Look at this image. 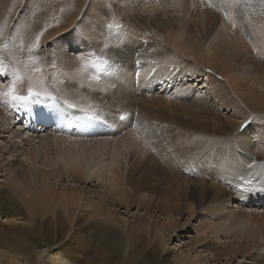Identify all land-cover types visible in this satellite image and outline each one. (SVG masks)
<instances>
[{
    "label": "bare ground",
    "instance_id": "obj_1",
    "mask_svg": "<svg viewBox=\"0 0 264 264\" xmlns=\"http://www.w3.org/2000/svg\"><path fill=\"white\" fill-rule=\"evenodd\" d=\"M191 1L192 0H143V2L141 3L127 7L122 6V4L105 5L104 3H102L101 5L99 3H95V1L93 0H91L90 2L86 1L85 3L88 2V6L91 8V10L97 11L99 15L102 14L104 15L107 12L110 13L111 11L112 14H115V16L118 19L119 18L121 19L120 22L124 23L125 28L123 29L121 28L120 31L123 30V32L125 31L128 33L130 32L138 40V42L134 43L133 45H126V46L124 45L125 46L124 48H123V44H120L119 41L118 43L120 45L118 47H114L113 45H110V48L106 50V54L110 58L111 62L117 61V63H121L123 66L127 68H131V67L135 68V66L137 67L139 64L141 66L144 61L146 62L149 59L157 58L158 56L163 54L165 52L164 50L167 48L168 45L172 46L180 50L179 54L182 53L183 56L189 55L195 57L194 61L204 67V69L206 70L205 73L208 78L207 83H209L213 87L214 94L218 98V101L222 103V105H227L228 104L227 97L229 95H233L234 97L237 98V100L238 99L240 100V101L238 100L239 102H242L245 105L248 113L251 114L261 113L264 115V28L261 27L262 25H264V15L260 14V12L262 11L260 7H263L260 4V0H247V3L242 6L230 5V10L235 12L234 16L235 15L237 16V18H235L238 24L236 28H234V26L231 24L232 22L227 24L225 23L222 11L218 12L215 10V5L218 3V0H210V2L213 4V7H209L208 6L209 2H207L206 0H202L203 1L202 2L203 5L201 8L202 12L201 13L194 12L195 14L193 16L192 14H190L191 16H189L188 9L191 7V3L194 2ZM85 3L83 5V8L85 6ZM256 4H259L260 7H257ZM4 5L0 7V13L7 9L5 8ZM237 7L242 8L244 19L248 21L247 24L241 22L240 17L237 15ZM253 12H255L256 14H254ZM80 13L81 11H79L78 14ZM187 14L188 16L186 17ZM77 16H76V20H77ZM5 21L6 20L2 19L0 16V27H3L4 31L7 30V28L5 27ZM131 24L134 26H132ZM31 29L33 30L34 27H32ZM197 30L201 31V35L198 36L196 34L195 31ZM151 31H155V35H152ZM34 33L32 34L33 40L36 35ZM50 34L49 33L44 34L45 38L42 39V44L47 40L46 38ZM60 40L61 43H63L62 39ZM55 44L57 45V43ZM85 44H86L85 45V52H86V50L89 51L91 49L92 43L87 42ZM94 45L96 46L97 53L100 52V49L103 47L102 44L96 43ZM52 53H55L54 57H52L51 55ZM41 55L44 57L46 61L50 59H54V61L55 60L58 61L59 65L63 69H72L75 65H77V59L75 58L77 55L69 54L65 46H61V48L57 50L56 48L55 50L46 49ZM183 58L185 60H188L187 58L189 57L187 56V58L186 57ZM165 60L159 63L156 62V65L149 67L145 75L149 76L152 69L154 67H158L156 69L157 72H155L157 75L156 78L154 77V79H160L163 76V73L160 71L165 69L167 65L166 64L167 62ZM181 60L183 59L181 58ZM137 61H139V63H137ZM113 64L115 63L113 62ZM83 73L84 74L78 73L74 75V78L76 76L77 81L83 82L85 84V87L82 89L79 88V84L74 79L67 80L66 82H64L65 84L56 85L61 89L60 92H63L61 93V95L66 94L67 98L74 101H79L80 103L92 102L94 104L99 105V107H112V109H116L117 107L118 108L127 107L133 109V106H136L135 103L138 104L142 101V99L139 98L143 96L142 93H138L135 90L134 91L132 90L134 93H129L130 91L128 92L126 89H123L122 87L118 86V85H122L121 83H118L117 81L111 78L106 79L103 82H105L107 85L110 84H112V86L116 85L115 90H109L106 93H102L98 88L92 87L93 89L96 90L90 91L89 88L87 87L89 82L87 80L86 81L88 83L85 82V77L88 76L89 73L88 72H83ZM185 77L186 76H182L181 79ZM112 81L114 82L112 83ZM107 82H109L110 84H108ZM144 82L145 85H149V82L147 83L146 80L142 81V83ZM153 86L155 87V85ZM24 88H25V84L18 83L19 90H23ZM54 88L55 87H53V90ZM163 88H164V90H162L163 95L160 96L161 98H159L160 101L168 100L166 95L169 93V89H167L166 86ZM80 93L84 95L85 99L83 100L80 99ZM189 95H191V93ZM163 96L166 97L163 98ZM187 99L189 98L187 97ZM1 101L0 104L2 103ZM145 105L146 103L142 105L144 109H145ZM23 112H24L23 110L15 111V112L11 110V112L9 113V119L6 116L4 120L6 119L8 125L10 123L11 124L14 123V126L17 123L18 124L25 123L26 125L27 123L26 127L32 128L31 127L32 124L28 122V120L27 121L25 119L23 121L12 120V118H16L14 115L15 113L16 115H18ZM3 114L2 117L4 116ZM132 116H134L136 120L141 121V123H144L142 118L145 115L137 113L136 116L134 113L132 114ZM248 116L249 115H247V117ZM50 117L48 116L42 118L43 121H46L48 124ZM244 118L245 117H243V119H240L239 122L234 123L235 124L234 129L236 133L235 135L236 137L235 136L234 137L238 140L239 139L241 140L244 137L246 138L247 133L250 131L249 130L250 125H249L246 129H244L243 132L237 133V127L241 124ZM113 121L114 123H116L118 120L113 118ZM60 124L64 128L63 132L66 138L59 136L60 139L63 138L62 144H60L59 142L61 141L57 139L59 145L56 146V151L54 150V152L56 154L55 156L57 160L61 159V164L58 165L56 170L55 167L54 168L52 167L53 164L52 157L54 155H52L51 157L50 153L48 154V152L50 151L45 149L47 148L46 145L44 146V149L47 152L46 159H43V162L45 163V165L50 166V168L48 170L39 169L38 176L35 178L34 173L32 171L33 167L32 164L30 163V160H32V158L34 159L35 157L34 156L35 154L32 150L33 147H31L32 145L29 147L27 145L25 146L24 144L22 149V156H25V159L24 160L19 159L18 157L12 159L13 161L11 160L10 163L12 165L11 177H10L11 180L5 178L3 182H0V264H114V263L124 264L123 260L125 259V257L127 258L126 260L128 261L125 264H131L134 254L136 252L137 253L139 252L141 254L145 252V245H146L145 241L148 239L149 236H151V229H148V231L145 232V230H147L145 229V207L147 208L148 205L152 206L153 205L152 202H154V198L152 197V195H149L147 196L148 200H145V196H146L145 190L147 189H151L153 191L160 190L159 193H162L161 195L162 197L161 196L158 197L157 196L158 193L156 192V197L158 199L155 200V202H157L158 205H160L159 208L163 206V208H166L167 210V207L169 206L171 201H175V203L177 204V201L179 200L181 202L186 200L184 199L185 197L183 199L180 198L181 197L180 193H182V189L181 192H177L178 191L177 190L176 192L172 193V197H168L169 192L171 193V190L175 191L179 187L177 181L178 176L175 177L171 173L160 175L159 173H156L154 171H145L146 169H153V167L146 168L147 166H145V160H143V156L137 155L136 153L130 154V158L134 159V162L129 167L127 171V175L125 176L119 166V161L121 160L120 158L126 153V151L128 152V148L130 146V143L126 140L127 136H125V138H120L121 136L126 134V133L124 134L125 131H123V134L120 135L119 134L120 132L117 129L108 128L107 126V128L102 129L105 130V132L99 134L100 135L99 136L98 134L89 133V129H91V127L82 129L65 123H60ZM6 128L9 129L7 125L3 129ZM96 128L94 129L96 130ZM3 129H0V136H3L2 135V132L4 131ZM18 133L17 135L20 136L22 141L28 138V137L22 138L23 137L22 132H20V134ZM117 133L119 134V136L114 137L113 134H117ZM111 135H113V137H110ZM81 136L82 137L94 136V137L83 139L81 138ZM68 137H71V139L74 138L75 142L70 141ZM249 137H251V135ZM249 137L247 138L249 139ZM28 140L26 139V141L30 144V141ZM20 141L21 140H19V144ZM181 141L180 143H177L180 144L181 146V147L179 146L180 149L176 147V149L177 148L179 149V151L176 150L177 151L176 156H178V159L176 158V156L175 158L179 162L183 161L182 163L189 164L188 166L184 164L182 165V167L184 166H187L186 168L191 167L189 168V170H185V171L187 172L189 171L190 174L194 175L199 165L198 164L193 165L190 164L191 162L190 163L188 162L189 160L192 161V159L195 158V153L197 152L198 149L195 152V148L193 147L194 144L191 145L192 141L190 142V140L186 139ZM242 141L245 140L243 139ZM246 141L248 140L246 139ZM249 141L251 142V139ZM19 144L17 142H14L12 146L16 147V145ZM167 145L169 144L167 143L166 146ZM157 147H159V145ZM171 149H169L170 152H168L170 155L172 152ZM166 152H167V147L165 153ZM105 154L111 157L112 160V167L111 170L109 171L111 172L110 173L111 175H109L110 177H108V179H104V181L109 182L108 185L106 186L108 192L106 191L105 193L104 192L105 190H103V192L101 191L102 193H96L95 191H91L89 189L88 192L85 191L83 193L84 189H82L81 187L62 186L63 183L61 180H65V179H67L68 181H73L77 179L83 182H87L88 180L87 178H89L88 174L86 173L87 168H89L92 171H96V170L98 171L99 170L98 168L100 167L95 165L94 163L97 164V161H101L99 159L103 157V155ZM197 154H199V152H197ZM199 157L197 159H200ZM3 160L4 159H0V166ZM170 161L171 160H169V162ZM201 161L200 162L197 161V163L200 164ZM149 165L151 166V164ZM167 165L169 166L168 162ZM174 165L175 164L171 165V167H173ZM198 170L200 171V169ZM202 173L203 172H201L200 174ZM261 173L263 174V170ZM204 174L209 175L206 174V171L204 172ZM204 174L202 175L205 177ZM213 176L215 177V175ZM49 179H58L62 184L58 180H56L57 185L55 187V185H52L50 183L51 181L49 182ZM90 179L91 182H95L94 180H92L94 178H90ZM254 180L255 179L253 178L251 185H248L249 187H255L257 190H259L260 188H264V177L260 176V178L258 177V179H256L255 181ZM34 181H36V184L34 183ZM188 181L189 180H187V182ZM226 181L228 182L229 179H227ZM219 183L220 182H218V184ZM223 184L225 185L226 183ZM206 185L208 186V184ZM206 185L202 187L203 184L201 185L196 179L188 182L185 185L186 191H184L186 193L187 201L190 197H194L198 200L195 201L197 202L196 204L206 201L207 199L204 200L206 194H208L207 189H205ZM231 185L233 186L232 183ZM238 185L240 186L239 183ZM242 185L244 187V184ZM210 186L208 189H210ZM235 186H237V183ZM229 187L230 188L228 190L227 188L226 189L223 188V190L221 189L220 191L219 189H217L219 187H217L216 189L218 191L215 192H217L218 198L217 196L216 198L212 196V200L214 197L213 202L211 201V199L210 200L208 199L209 201H211V203H208L209 202L208 201L207 202L208 204H205L204 208H201V210H199L200 213L203 214V217H207L206 220L207 226L205 225L206 228L205 227L203 228L201 236H198V238L190 241L192 247L191 249H193V251L195 252L198 246L202 247V251L208 253V256L209 255L212 256L211 258L214 261H222L225 260V258L231 261V260H235L238 256H243L245 258L248 256V258H253L252 260L253 264H264V254L261 252L262 250L261 243L262 241H264L263 240L264 213L260 214L261 209L259 210L260 212L256 210L259 214L254 213L256 212L255 209L253 210L254 212L247 210L249 213H247L245 210L243 211V208H241L242 211H236V209L234 210L232 204V202L235 199H240V201H242L240 204L241 206L242 203L248 205L250 203H253L250 202L249 200L251 198H254L257 204L259 205L260 203H264V192H260V191L249 192L241 197L236 195L237 197H239L237 198L233 193L235 192L234 187L233 189H231L232 188L231 186ZM240 187L242 189V186ZM237 188L239 187L237 186ZM211 189L213 188L211 187ZM235 190L238 192L239 195V189L238 190L235 189ZM212 191H214V189ZM215 192L214 194H216ZM231 193L234 195H232ZM190 201L192 200L190 199ZM192 203L193 202H188V204L186 205L187 209H189L190 211L189 216H191V214L195 215L198 213L197 208L196 209L192 208ZM115 204L127 210H129L131 206H136L138 208V213H140L139 212L140 209L144 210V216H142L139 219L137 218L138 214L136 215V218L134 217L133 214L132 219L130 220L129 217L128 220L123 219L124 217L120 218V216L118 217L116 215L114 209L112 210L111 208H109V206L112 205L116 206ZM158 205H156V207ZM203 209L205 212H201ZM237 210H240V208ZM173 211H175V208ZM235 212L236 213L238 212L237 215H239L240 213L241 220L245 221L244 223L246 225L244 227L245 231L242 232V230H240L241 224H240V229L239 226L238 229L243 234L241 232L238 233L239 231L237 230V227H236V231H234L235 227L233 226L234 227L233 229L231 224L228 223L227 224L230 225V228L232 227L234 232L238 231L237 232L238 234L236 235L233 233L234 238L239 237L238 239L241 238L242 241H238L237 239H235L232 242H227L222 244L218 240H220L224 236H226L227 238L232 237L233 236L232 233L228 232V230L229 231L232 230L228 229V227L226 228L225 225L224 226L227 229L226 231L225 230L223 231L224 229L223 225H220L219 227L215 226L213 222L214 218L216 219V217H220L221 219L222 217H224L226 218V220L232 219L235 216L234 215ZM210 219L213 223L208 222V220L210 221ZM238 220L237 219L235 220L236 223ZM75 221L78 224H80V225L77 224L78 227H74L75 224L73 222ZM85 223H92L93 225H91V227L96 226L99 228H103V226H105L106 227V228L104 227L105 232L117 236L118 237L117 240L121 239L117 241L118 244H120V247H115L117 249L119 248L118 250H120V255L118 254L117 257L115 258V256H113V254L110 252L109 253L112 256L108 255L107 253L105 255V251L102 255L99 254L96 247L91 246V244H87L86 238L84 239L82 234L83 230L88 229L87 225L86 226L82 225L83 229L81 227V224H85ZM223 223H226L225 220L223 221ZM238 224L239 223H237V225ZM70 225H72L71 228ZM234 225H236L235 222ZM145 233L147 234L148 237L147 236L145 237L146 235ZM171 233L173 232L170 231L167 237L171 236L170 235ZM155 240L152 245H151V240L150 239L147 240L148 244L151 245V247H153L152 248L153 252L151 255L152 260H158V261L164 260L163 264H174L172 261L169 260L168 257L166 259L164 258L165 250L163 247L164 246L163 239L161 240V238H159V240L156 241ZM117 242L115 243V245L117 244ZM39 245L45 246L49 254L44 255L43 251L38 252L36 249ZM254 248H257V251L252 255ZM130 249L132 252L131 251L129 252ZM88 252H90L91 256L87 255ZM42 255H44V257ZM202 259L204 260V257H201L200 255L196 254V256L191 260L189 264H201L200 262Z\"/></svg>",
    "mask_w": 264,
    "mask_h": 264
},
{
    "label": "rangeland",
    "instance_id": "obj_2",
    "mask_svg": "<svg viewBox=\"0 0 264 264\" xmlns=\"http://www.w3.org/2000/svg\"><path fill=\"white\" fill-rule=\"evenodd\" d=\"M86 1L90 2L91 0H31V2H29V0H0V7L5 4L4 6L5 8H7L6 10L0 13L1 18L6 20L5 27L7 28V30L3 32V36L0 37V44H3L4 42L7 41L9 42V48L13 49V51H16V49L18 48L21 42H23L25 45L29 44L33 40L32 34L34 32H35L34 34H37V32L42 30L46 24L53 25L52 27L48 29L47 32H45V33H49V34L52 33V34H50L46 38L47 40L42 44L43 45L42 50L38 53V55H40L41 57H43L41 54L44 52V50L46 49L55 50V48L57 50V49H60L61 46H65L69 54L77 55L78 52H85V45H86L85 43L87 42L92 43L90 50H94L95 48V51H96V46L94 44L101 43L103 46L106 40L109 42L110 45H113L114 47H118L120 44H123V48L126 45H133L134 43L138 42L137 38H135L132 35V33L129 32L130 33L129 34L126 31L123 32V30L120 31L121 29L119 30L118 34L115 31H113V34L110 36L109 30L107 29V24L112 22L113 17H115L117 19V22L121 26H123L121 27L122 29L125 28L124 23L120 22L121 19L120 18L118 19L115 16V14H112L111 11L110 13L107 12L104 15L102 14L103 16L99 15L97 11L91 10V8L88 6V2L85 3ZM93 1L101 5L102 3H104L105 5H110V4L121 5L122 4V6H125V7L131 6V5L134 6L138 3L143 2V0H93ZM206 1L210 2V0H206ZM191 2L193 3H191V7L188 9L189 16H191L190 14H192L193 16L197 12L201 13L203 1L202 0H192ZM84 3H85V6L83 8ZM193 4L196 7L198 4V7L200 8L198 7L196 8ZM256 6L260 7L259 4H256ZM263 7H260V8L264 10ZM61 9H63V11H61ZM192 9L195 11H193ZM79 11H81L80 14H78ZM225 11L229 13V16L231 17L232 21L235 22L234 28H236L238 24H237V20H235L237 16L236 15L234 16L235 12L230 10V5L223 6L222 13H223V17H224L226 24L231 23V22L229 19L227 20V18H225L224 16ZM253 13L256 14L255 12ZM76 16H77V20H76ZM187 16L188 14L186 15V17ZM53 17H56V19H53ZM231 24L233 25V23ZM32 27H34L33 29L34 31L31 29ZM195 32L198 36L201 35L200 30H197ZM151 33L152 35H155V31H151ZM12 37H15V39H12ZM44 38L45 36L42 39ZM60 39H62V42L64 43V45L63 43H61ZM118 41L120 42V44L118 43ZM55 43H57V45ZM87 51L88 50H86V52ZM164 51L165 52L161 54L160 56H158L157 58L149 59L146 62L144 61L141 66L139 64L137 67L135 66V68H132V67L127 68L123 66L121 63H117V61L116 62L112 61L113 73L110 78L114 79L118 83H121L122 85H118V86L122 87L123 89H126L128 92L130 91L129 93H134L133 92L134 90L137 91L138 93H142L143 96L139 97L140 99H142V101L138 104L135 103L136 106H133V109L127 108V107H122V108L117 107L116 109H112V107H100L102 114L104 116L103 121L98 122L95 125H93L94 127L92 126L91 129H89V133L98 134V135L102 134L105 132V130H102V129L107 128V126L108 128L117 129L120 132L119 133L120 135H122L123 131H125L124 134L125 133L126 134L121 136L120 138H125V136H127L126 140L130 143V146H131V147L129 146L128 152L126 151V153L120 158L121 160L119 161L120 169L122 170L125 176L127 175V171L129 167L134 162V159L130 158L131 153L142 155L143 160H145V166H147L146 168L153 167V169L145 168L146 169L145 171H154L156 173H159L160 175L171 173L175 177L178 176L177 181H178V186L180 188L178 187L175 191L171 190V193L169 192L168 197H172V193L176 192L177 190H178L177 192H181V189H182V193H180L181 195L180 198L183 199L185 197L184 199L186 200L182 202L180 200L177 201V204L179 203L178 205L175 203V201H171V203L167 207V210L166 208H163V206L159 208L160 205H158V203L155 202V200L158 199L156 197V192L158 193L157 194L158 197L162 195V193H159L160 190H156V191H153L151 189L145 190V194H146L145 200H148L147 196L149 195H152V197L154 198V202H152L153 205L152 206L148 205L147 208L145 207V229H147L145 230V232L148 231V229H151V236L148 237L147 234L145 233L146 234L145 237L147 236L148 239L151 240V245L153 244L155 239L156 240H159V238H161V240L163 239L165 259L168 257L169 260L172 261L174 264L175 263L176 264H179V263L189 264L191 260L196 256V254H198L201 257H204V260L202 259L200 262L201 264H253L252 263L253 258H248V256L246 258L243 256H238L235 260H231V261L228 260L227 258H225V260H222V261H214L211 258L212 256L210 255L208 256V253L202 251V247L200 246H198L196 248V251L194 252L193 249H191L192 247H191L190 241L198 238V236H201L203 228L204 227L206 228L207 217H203V214L200 213L199 210H201V208H204L205 204L211 203V201L213 202L214 197L216 198L217 196L218 198V194L217 192H215V191H218L217 189H219L220 191L221 189L223 190V188L224 189L227 188L228 190L230 188L229 186H231L232 187L231 189H233L234 187L235 192L233 193L235 194V196L237 195L241 197L240 191L242 189L240 186H242L243 188L242 184H243L244 179L246 180L250 179L252 182L253 178L256 180L258 179V177L260 178V176L264 177V115L261 113L260 114L248 113L245 105L242 102H239L240 100L238 99L239 100L238 101L237 98L234 97L233 95H229L227 97V101H228L227 105H222V103L219 102L218 98L215 96L213 87L209 83H207L208 78L205 73L206 70L204 69L203 66L199 65V63L194 61L195 57L187 55L189 57L187 58V56H183L182 53L179 54L180 50L172 46H169V45ZM17 54L19 53L17 52ZM97 54H100V52H98ZM183 57H186L188 60H185ZM181 58L183 60H181ZM52 60L57 65L56 69H53L50 63L48 62L49 60L46 61L43 57V66L45 68V75L47 77V82L49 84L50 89L51 88L53 89V87L55 88L57 87L56 86L57 81H63L62 84H65L64 82H66L67 80L74 79L77 81V77L75 76L74 78V75L78 73L84 74L83 72L80 71V61L79 60H77V65H75L72 69H63L59 65L58 61L56 60L54 61V59ZM164 60L167 62L165 63L168 66L166 65V68L164 67L165 69L160 71L163 73V76L160 79H154V77L156 78L157 74L155 72H157L156 69L158 67H154L149 76L145 75L149 67L156 65V62L159 63ZM113 62L115 64H113ZM182 76H186V77L181 79ZM86 80L89 82L88 76L85 77V82L88 83ZM145 80L147 81V83L149 82V85H145V82L142 83V81H145ZM113 82L114 81H112V83ZM10 83H11V75L9 74L7 82H0V91L6 90L8 84ZM107 83L110 84L109 82ZM152 84L155 85V87ZM91 85H92L91 87L98 88V89H100L101 87H107V91L115 90L116 88L115 87L116 85H113V86L112 84L107 85L105 82H103L102 84H96L95 82H91ZM165 86L167 89H169V93H168L169 95L168 94L166 95L168 100H161L162 104H164L162 105L159 98H161L160 96L163 95L162 90H164L163 87ZM107 91H104L102 93H106ZM183 92L186 94V96ZM61 93L63 92L59 91V92H56L55 94L59 96L61 95ZM190 93L191 95H189ZM166 96H163V98ZM187 97L189 99H187ZM3 100L4 98L0 97V101L2 103H3ZM204 100L206 103L204 102ZM2 103L0 104V111L2 112V113L0 112L1 113L0 114V122H1L0 129H3L6 125L7 127H9V129L7 128L3 129L4 131L5 130L6 131L5 132L3 131L2 132L3 136H0V159H4L0 166V182H3L5 178L6 179L8 178V180L9 179L11 180L10 177H11V170H12L11 166L12 165L10 163L12 159L16 157H18L19 159H23V160L25 159V156H22V149H23L24 144L25 146L27 145L30 147L32 145L31 147H33L32 150L35 154L34 155L35 157L34 159L32 158V160H30V163L32 164V167H33L32 171L34 173L35 178L38 176L39 169L48 170L50 168V166L45 165V163L43 162V159H46V153H47L45 149L50 151L48 152V154L50 153L51 157L52 155H54L52 157L53 158L52 167L53 168L55 167V170H56L58 165L61 164V159L57 160L54 150L56 151V146L59 145V143L60 144L63 143L62 142L63 138L60 139L59 136L66 138V136H64L63 126H61V124L57 120H55L54 118H51L50 115H49L50 120L48 124L46 121H43V118H42L43 116L41 114L44 113L45 110L41 106H34V111L37 113L36 118H29V116L25 112L18 114V115H16L15 113L14 115L16 118H12V120L14 121H23L24 119L26 121L28 120V122L32 124L31 126L32 128L26 127L27 123L26 125L25 123L23 124L17 123L14 126V123L12 122L13 124L10 123L8 125L6 119L4 120V118H6L7 116L9 119V113L11 112V110H13V112L17 110L15 108L10 107L6 103L5 104L3 103L2 105ZM145 103L148 106V108L145 105V109H144L142 105ZM148 109L150 112L148 111ZM134 113L136 116H137V113L145 115L142 118L145 124L141 123V121L136 120L135 117L132 116V114ZM2 114L4 115L3 117H2ZM247 115L249 116L247 117ZM242 116L245 117L246 119L244 118L241 124L237 127V133L238 132L241 133V125H244V124H247V127L250 125L249 126L250 131L247 133L246 138L245 137L243 138L245 141H242L243 139L241 140L239 139L240 140L239 142V140L235 138L236 133L234 129L235 127L234 123L239 122L240 119H243ZM120 117H123V119H121ZM113 118L117 119L118 123L117 122L114 123ZM94 128H96V130ZM20 132H22L23 134L22 138L28 137L26 139L27 140L29 139L28 141H30V144L26 141V139L22 141L20 136L17 135V133L20 134ZM119 134L117 133L113 135L114 137H117L119 136ZM113 135H111L110 137H113ZM248 135L249 136L251 135V137H249ZM89 137H94V136H88V137L81 136V138L83 139L84 138L88 139ZM247 137H249V139ZM57 139L61 142L58 143ZM68 139L72 142H75L74 138L71 139V137H68ZM186 139L190 140V142L192 141L191 145L194 144L193 147L195 148V152L197 149L200 150V151L197 150L199 154H197L196 152L195 158L193 157L194 159H192V161L189 160L188 162V163L191 162L190 164H193V165H196V164L199 165L198 169H200V171L196 169V173L194 175L190 174L189 171L188 172L185 171L191 168V167L186 168L189 164L182 163L183 161L179 162L177 160L178 156H176L177 154L176 150L179 151L181 147L180 144H177V143H180L181 140H186ZM246 139L248 141H246ZM250 139H251V142L249 141ZM19 140H21L20 144H19ZM14 142H17L19 145H16V147L12 146ZM165 142H167L169 145L166 146L167 143ZM46 145H47V148L44 149V146ZM158 145L159 147H157ZM166 147H167V152H166L167 154L165 153ZM174 147H175V150H174ZM176 147H178L179 149L178 148L176 149ZM169 149H171L172 151L171 155L168 153L170 152ZM175 156L177 159L175 158ZM197 156L198 157L200 156L199 158L201 160L203 157L204 158L201 161L200 159H197L198 158ZM103 157H101L102 159L101 158L99 159L101 161H97V164L94 163L95 165L100 167L98 168L99 169L98 171L97 170L92 171L89 168H87L86 173L89 176V178H87L88 179L87 182H83L77 179L73 181H68L67 179L61 180L63 184L58 179H49V182L51 181L50 183L52 185H55V187L57 185L56 180H58L64 187H72V186L81 187L82 189H84L83 193L85 191L88 192L89 189L91 191H95L96 193H102L103 190H105L104 192L106 193L107 191L106 186L108 185L109 182L104 181V179H108V177H110L109 175H111L110 174L111 172L109 171L111 170V167H112V160H111V157H109L107 154L103 155ZM217 158L219 161L217 160ZM169 160H171L172 162L171 161L169 162ZM196 160L198 162L201 161V163L200 164L197 163ZM167 162L169 166L167 165ZM209 163H210V166H209ZM149 164H151V166ZM173 164L175 165L171 167V165ZM184 164L187 165V166H184L185 168L182 167V165ZM217 166L220 168H218ZM214 169L215 170L217 169L216 172ZM218 169L220 170V172ZM157 170H159L160 172ZM259 170L261 172L263 170V174ZM205 171H206V174H209V175H205L204 174ZM201 172H203L202 174H204L205 177L202 174H200ZM257 174L260 176H258ZM213 175H215V177ZM216 177L218 181L216 180ZM90 178H94L92 180H94L95 182H91ZM209 178L212 181H210ZM191 179L198 180V182L201 185L203 184L202 187L208 184V186L206 185L205 189H207V192L209 195L206 194L204 200L206 199L207 200L201 202L203 206L201 205V203L196 204L197 202L195 201H198V200L194 197H190V198L188 197L189 199L187 201L186 193L184 192L186 191L185 185L188 182L192 181ZM223 179L224 180L229 179L228 181L229 183L226 180L224 181ZM187 180L189 181L187 182ZM202 182H205L206 184ZM218 182L220 183L218 184ZM230 182L233 184V186L231 185ZM34 183L36 184V181H34ZM223 183H226L225 184L226 187ZM234 183L235 185L237 183V186L239 188H237V186H235ZM238 183L240 184V186L238 185ZM209 186H210V189H208ZM211 187L214 189V191H212L213 189H211ZM235 189L237 190L239 189V195ZM214 192L216 194H214ZM212 196H214L213 200H212ZM190 199L192 201H190ZM208 199L209 200L211 199V201H209ZM249 201L253 203H250L248 205H245L242 203V206H241L240 204L242 201H240V199H235L232 202L234 210L236 209V211H242L241 208H243V211L245 210L247 213H249L248 211L252 212L254 209L255 211L257 210L258 212H260L259 210L261 209L260 214L264 213V203H260L258 205L254 198H251ZM188 202H193L192 208L198 209L197 214L195 215L191 214V216H189L190 211L189 209H187V206H186ZM156 205H158L157 206L158 208L156 207ZM112 206H109V208H111L112 210L114 209L115 210L114 212L116 213V215L118 217L120 216V218L124 217L123 219L125 220H128V217H129V220L132 219L133 214L135 218H136V215L138 214L137 218L139 219L142 216H144V210L140 209L139 211L140 213H138V208L136 206H131V208H129L130 211L118 205L116 206L112 205ZM174 208H175V211H173ZM239 208L240 210H237ZM257 211L256 212L253 211V212L259 214ZM201 212H205L204 209ZM237 214L238 212L237 213L235 212L234 218L228 219L229 222L224 217H222L224 219L222 218L220 219V217H216V219L214 218V221H213L214 225L218 227L220 225H223L224 227L223 231L224 230L226 231L227 230L226 228L228 227V229L232 230V231L228 230V232L232 233V235L233 233L235 235L240 233L241 232L240 230L244 232L245 231L244 227L246 226L244 224L245 221L241 220L240 213L239 215ZM236 219L237 220L240 219L237 221V223H239L238 225L235 221ZM222 220L223 221L225 220L226 223H223ZM231 220L233 221V223ZM208 222L211 223L212 222L211 219L210 221L208 220ZM220 222L223 224H221ZM234 222L236 225H234ZM73 223L75 224L74 227H78V225H80L76 221ZM227 223L231 224L232 227L233 226L235 227L234 231H236V227H237V230L239 232L238 231H237L238 233L234 232L233 231L234 227L233 229L232 227L230 228V225H228ZM240 224H241V229H240ZM72 225H70V228L72 227ZM82 225L83 226L87 225V228H88L82 231L84 239L86 238L87 244H91V246L96 247L99 254L103 255L105 251V255L106 253L108 255H111L110 253H112L113 256H115V258L117 257L118 254L120 255V250H118L119 248L117 249L115 247H120V244H118L117 241L121 239L117 240L118 238L117 236H114V235H111L105 232L104 231L106 228L105 226H103V228H99L96 226L91 227V225H93L92 223H85V224H81L82 229H83ZM224 225L226 226V228ZM238 226L240 230L238 229ZM170 231L173 232L170 234L172 237L171 236L167 237ZM220 236H223V235H220ZM238 238H234V235L228 238L224 236L218 241L222 244L227 243V242H232L235 239H237L238 241H242L241 238L240 239ZM147 240L145 241V244H146L145 252L142 254L139 252L138 253L136 252L134 254L131 264H163L164 263V260L163 261L152 260L151 255L153 252V249H152L153 247H151V245L148 244ZM116 242L117 244L115 245ZM261 244H262L261 252L264 254V241H262ZM36 250L38 252L43 251L44 255L49 254L45 246L39 245ZM130 251L131 249L129 250V252ZM256 251H257V248H254L252 255L256 253ZM44 255L42 256L44 257ZM87 255L91 256L90 252H88ZM128 257H131V256H128ZM126 259L127 258L125 257V259L123 260L124 264L128 262Z\"/></svg>",
    "mask_w": 264,
    "mask_h": 264
},
{
    "label": "snow or ice",
    "instance_id": "obj_3",
    "mask_svg": "<svg viewBox=\"0 0 264 264\" xmlns=\"http://www.w3.org/2000/svg\"><path fill=\"white\" fill-rule=\"evenodd\" d=\"M31 2V0H29ZM247 3V0H218L215 5L216 11H222L224 5H237L242 6ZM260 4L264 6V0H260ZM209 7H213V4L209 2ZM63 11V9H61ZM264 15V10L260 12ZM237 15L240 17L241 22L247 24L248 21L244 19L242 8L237 7ZM225 18L229 19L235 27V22L232 21L228 12H224ZM56 19V17H53ZM53 25L46 24L42 30H40L33 41L25 45L21 42L13 51L9 48V42L0 44V82H7L9 74L11 75V83L8 84L7 89L0 91V97H3V102L10 107L15 108L17 111L23 110L29 118H36L37 113L34 111V106H41L45 111L41 115L43 117L54 118L60 123H65L78 128H89L98 122L103 121V114L99 105L92 102L80 103L79 101L70 100L65 95L57 96L55 93L61 91L59 87L50 89L45 75V68L43 66V57L38 55L42 50V38L45 32L48 31ZM121 25L113 17L112 22L107 24L109 35L115 31L117 34L121 29ZM264 28V25L261 26ZM4 28L0 27V37L3 36ZM15 39V37H12ZM110 48L109 42L106 40L103 47L100 49V54H97L95 50H89L87 52H78L75 57L80 61V71L88 72V88L90 91H95L91 87V82L96 84H102L104 80L109 79L113 73L112 62L106 54V50ZM17 52L19 54H17ZM52 57L55 53L51 54ZM49 63L53 69H56L57 65L52 59ZM139 63V61H137ZM25 84L23 90H19L17 85ZM63 81H57V84H62ZM79 88H84L83 82H78ZM101 92L107 91V87H101ZM26 93V94H23ZM80 99H85L84 95L80 93ZM123 119V117H120ZM247 127V124L241 125V132ZM244 187L240 191V195L243 196L246 193L260 191L264 192V188L257 190L255 187H249L251 185L250 180H243Z\"/></svg>",
    "mask_w": 264,
    "mask_h": 264
}]
</instances>
